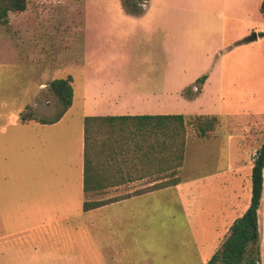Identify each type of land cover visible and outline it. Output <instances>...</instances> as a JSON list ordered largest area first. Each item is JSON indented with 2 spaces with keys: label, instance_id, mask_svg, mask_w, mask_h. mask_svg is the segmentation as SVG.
Returning <instances> with one entry per match:
<instances>
[{
  "label": "rangeland",
  "instance_id": "374dc122",
  "mask_svg": "<svg viewBox=\"0 0 264 264\" xmlns=\"http://www.w3.org/2000/svg\"><path fill=\"white\" fill-rule=\"evenodd\" d=\"M23 2L21 10L0 0V264H206L250 203L264 137L262 0ZM67 76L72 103L58 123L20 122L22 110L54 117L61 104L48 83ZM146 79L181 89L165 108L186 116L178 185L89 211L56 206L53 182L62 175L54 172L75 162L80 117L104 107L82 101L84 81L92 95L113 81L141 90ZM257 213L264 264V167Z\"/></svg>",
  "mask_w": 264,
  "mask_h": 264
},
{
  "label": "crops",
  "instance_id": "0c3cea01",
  "mask_svg": "<svg viewBox=\"0 0 264 264\" xmlns=\"http://www.w3.org/2000/svg\"><path fill=\"white\" fill-rule=\"evenodd\" d=\"M153 20L154 19H150L151 24L157 25V27H153L152 29H154V31L156 28V30H161L159 26L160 22L155 24ZM144 68L150 69L151 67ZM122 69L123 70L118 69L116 66H109L108 72L118 73L123 71H136L133 66H123ZM142 71H146V69H143ZM122 77L123 76L120 75L119 78ZM114 78H118V75H115ZM205 80L201 85V90H203ZM130 81L133 82L132 80H129L126 82V86L124 85L122 87L116 85L120 84L121 81H113L115 83H103V85H101L103 90H95L92 95H90L89 90H87L90 83L87 84L84 81L82 84V101L84 103H102L104 107L102 109L92 107L91 109L85 110L83 115L80 117L82 123L77 133V137L73 141V148L71 149L74 157H76L75 162L70 164V162L67 161L65 165L62 164L58 167L57 172H54L57 174L61 172L62 175L61 179H54L55 181L53 182V185L56 187L54 192L59 195L55 198V200H62L61 202L56 203V206H61L67 210L76 207H81L82 209V204L85 200L83 197L85 195L87 196L92 193L94 195H99L103 192L111 194L105 198L120 196L121 199L118 201H121L133 196L131 194L135 189L159 183L166 179L165 177H156L157 174H161L166 171L165 166L162 165L163 167H161L158 162L155 163L153 160H150L147 157L143 158L142 155H140L143 150L148 148L147 142H149V139L146 137L144 138L145 140H143L142 136L139 134L132 137L134 130L132 129V125H130L131 122L126 124V122L116 120L110 124L106 121L98 120L94 121L90 128L88 142L90 189L88 192L84 191L85 142L83 119L85 116L177 114L176 110H165V108L168 103L176 105L174 100H176L178 92L180 93L181 91L179 86L177 89L172 91L170 90L171 86L167 88L168 81L164 79H161L157 83L147 81L146 79L143 85L140 86L141 90H139L136 85L132 87ZM178 96L181 97V95ZM60 119L54 123L41 124L51 126L58 123ZM135 146L140 148H136ZM137 163L140 165H136ZM55 165L56 166L53 167L54 171H56L55 169L57 168V163ZM137 168L139 172L137 174H133L132 169ZM127 184H140L141 186L127 189L123 191L124 193L119 192L118 189ZM175 186L176 185L169 187L173 188ZM164 188L154 189L146 192V194L155 193Z\"/></svg>",
  "mask_w": 264,
  "mask_h": 264
},
{
  "label": "trees",
  "instance_id": "16d2710c",
  "mask_svg": "<svg viewBox=\"0 0 264 264\" xmlns=\"http://www.w3.org/2000/svg\"><path fill=\"white\" fill-rule=\"evenodd\" d=\"M24 0H13L14 9H24ZM264 17V0L260 7ZM135 13V12H134ZM3 13H0V20L3 21ZM260 34H264L262 31ZM207 75L203 74L196 79L198 85L203 84ZM72 78H55L49 81L48 86L60 101L61 107L57 114L52 118L38 117L32 112L20 111L19 120L25 123L30 120L39 123H54L58 121L72 103ZM184 114H161V115H134V116H85L83 119L84 129V191L88 192L89 186V158L88 142L91 124L94 121H106L113 123L116 120L132 125L134 135H141L143 140L148 137V148L143 150L140 155L153 160L159 164L165 163L172 176L165 177L164 181L135 189L131 195H138L152 191L154 189L167 186H174L179 183L178 175H175V168L181 166L185 151V127ZM215 119V117H211ZM212 128V123L207 121L200 126V132L205 133ZM136 148H140L135 146ZM263 167H264V137L255 151L253 165L251 168V196L250 203L246 210L236 217L228 228V234L221 242L220 247L210 256L206 264H258L260 258L259 250V224L258 207L261 200L263 188ZM130 196V195H129ZM121 197L105 199H85L82 210L88 211L120 200Z\"/></svg>",
  "mask_w": 264,
  "mask_h": 264
}]
</instances>
